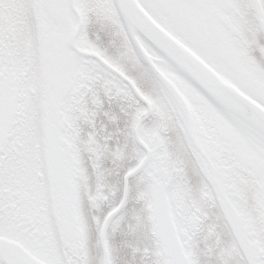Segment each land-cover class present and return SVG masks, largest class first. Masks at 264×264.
Instances as JSON below:
<instances>
[{
	"label": "snow or ice",
	"instance_id": "snow-or-ice-1",
	"mask_svg": "<svg viewBox=\"0 0 264 264\" xmlns=\"http://www.w3.org/2000/svg\"><path fill=\"white\" fill-rule=\"evenodd\" d=\"M0 264H264V0H0Z\"/></svg>",
	"mask_w": 264,
	"mask_h": 264
}]
</instances>
